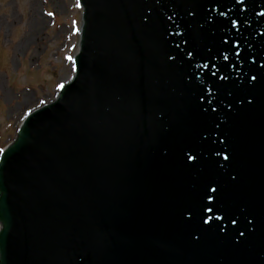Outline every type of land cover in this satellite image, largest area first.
<instances>
[{
	"label": "water",
	"instance_id": "obj_1",
	"mask_svg": "<svg viewBox=\"0 0 264 264\" xmlns=\"http://www.w3.org/2000/svg\"><path fill=\"white\" fill-rule=\"evenodd\" d=\"M77 1L0 153V264H264V0Z\"/></svg>",
	"mask_w": 264,
	"mask_h": 264
},
{
	"label": "rangeland",
	"instance_id": "obj_2",
	"mask_svg": "<svg viewBox=\"0 0 264 264\" xmlns=\"http://www.w3.org/2000/svg\"><path fill=\"white\" fill-rule=\"evenodd\" d=\"M77 4L0 0V149L24 115L53 100L70 79L81 22Z\"/></svg>",
	"mask_w": 264,
	"mask_h": 264
},
{
	"label": "bare ground",
	"instance_id": "obj_3",
	"mask_svg": "<svg viewBox=\"0 0 264 264\" xmlns=\"http://www.w3.org/2000/svg\"><path fill=\"white\" fill-rule=\"evenodd\" d=\"M78 5V4H77ZM78 7V9H80V6H77ZM33 15V14H32ZM79 27H80V25H79ZM80 30L78 29L77 30V32H76V34H75V46H74V49H73V52H72V54H73V56L75 55V53L77 52V50H78V38H79V32ZM20 123V122H19ZM19 125V124H18Z\"/></svg>",
	"mask_w": 264,
	"mask_h": 264
},
{
	"label": "snow or ice",
	"instance_id": "obj_4",
	"mask_svg": "<svg viewBox=\"0 0 264 264\" xmlns=\"http://www.w3.org/2000/svg\"><path fill=\"white\" fill-rule=\"evenodd\" d=\"M77 6H79V5H77ZM170 59H171V57H170ZM188 159H189V160H191V159H192V157H191V156H189V157H188ZM208 210H209V209H205V211H208ZM217 219H219V217H217ZM205 223H207V220H205Z\"/></svg>",
	"mask_w": 264,
	"mask_h": 264
}]
</instances>
